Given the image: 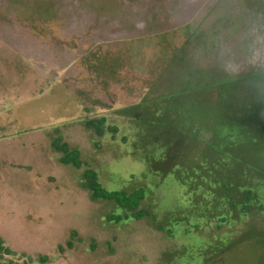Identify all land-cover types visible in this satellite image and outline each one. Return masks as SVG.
Returning a JSON list of instances; mask_svg holds the SVG:
<instances>
[{
  "label": "rangeland",
  "instance_id": "1",
  "mask_svg": "<svg viewBox=\"0 0 264 264\" xmlns=\"http://www.w3.org/2000/svg\"><path fill=\"white\" fill-rule=\"evenodd\" d=\"M179 48L197 67L230 74L264 68V0H0L5 258L26 264H264V199L241 218L232 206L221 228L217 212L202 203L217 200L201 183L205 172L218 168L216 161L227 162L219 170L228 182L212 184L215 193L234 189L249 173L256 146L248 136L234 135L221 151L217 142L201 139V131L182 129L194 124L168 102L161 107L170 111V134L161 137L169 142L162 147L168 162H160L151 139L140 138L135 118L147 112L136 106L142 86L159 60ZM255 78L246 81L255 83L248 100L264 102V77ZM102 114L116 132L98 135L84 125ZM57 136L79 150L80 169L60 161L62 153L51 145ZM84 168L94 169L108 189L142 187L141 206L156 218L109 220L120 209L90 198L81 186ZM259 168L246 183L264 197V163ZM191 180L197 188L188 186Z\"/></svg>",
  "mask_w": 264,
  "mask_h": 264
},
{
  "label": "trees",
  "instance_id": "2",
  "mask_svg": "<svg viewBox=\"0 0 264 264\" xmlns=\"http://www.w3.org/2000/svg\"><path fill=\"white\" fill-rule=\"evenodd\" d=\"M159 61L161 66H156L158 68L157 70L155 69L154 76L145 81L136 105L147 108L145 109L147 112H141L135 118L142 126L139 125L142 130L141 140L144 142L151 139L154 142V146L159 148L157 155L161 159L163 154H166L162 147L166 150L169 142H163L161 137L163 133L170 134L171 130H169V120H167L170 111L169 109L164 110L168 105H163L168 102L172 103L170 105L180 106L182 108L181 115L190 118L189 120H183L184 122L189 121L194 124L192 127H184L181 124L182 129L190 130L195 134L201 131V139L205 138V142H208V140L212 143L217 142L220 147H223L221 151L227 149L226 144L234 135L248 136L249 140H251L250 142L256 146L254 150L256 157L249 162L251 165L248 168L250 170L249 173L241 174L238 186L235 183L234 189H222L215 193L216 187H212V184L215 186L218 180L222 185L228 182V179L222 175L223 172L221 171L227 165V162L222 160L216 161L218 168L216 170L211 169V172H205V182L201 181L202 184L204 183L203 188L213 191L217 198V200L213 199L215 204L207 201L202 202L207 204L208 211L217 212V214L213 213V216L218 220L215 224L217 228H221L220 222L227 220L232 206L241 209L238 214L239 217L247 216V209L264 199L259 189L246 183L249 174L253 177L258 175L260 173L259 165L264 163V102L260 100L256 103L254 100H248L253 98L252 93L254 92L255 83L248 84L246 81H252L258 76L264 77V68L244 74H230L218 67H197L190 59L187 61L186 54L181 48L174 50L171 58L169 57L167 60L160 59ZM124 69L125 67L122 71ZM245 84L248 85L247 89L250 94L246 95L243 91ZM244 100L248 101L245 102ZM163 106L164 108H161ZM127 108L129 107L125 106L119 109ZM173 114L178 117L177 111H174ZM155 122H159L158 128H155ZM84 125L98 135L105 133V131H117L115 125L107 123V117L104 114L87 118L84 121ZM173 129L175 133L178 132L180 135L179 131H176L175 128ZM156 135H158L159 140L155 139ZM51 145L62 153L60 156L62 163L71 164L77 169L81 168L82 161L77 148H71L67 142L62 140L61 136L53 138ZM202 159L206 163L205 158ZM162 160H160L162 163L168 162ZM174 163L177 162L172 161L168 164L167 168H165L166 172L171 170L170 165ZM157 164L155 162L154 165ZM175 174H177L180 183L183 184L184 178L179 177L178 172ZM81 176V186L89 192L92 200L110 201L115 205V208L120 209L118 212L107 215L109 220L119 222L129 218L140 219L144 216L156 218L155 214H150L147 209L141 206V201L145 197V190L142 187L131 191L108 189L99 181L97 172L91 168L82 169ZM190 176L192 178V173ZM252 180L255 179L253 178ZM192 182L188 186L193 189L196 185L194 181ZM73 234L75 232L72 230L71 235ZM66 245L71 247L72 243L67 240ZM59 249L62 250L63 246L59 245ZM5 254H8V249L3 246V240L0 237V264H26L25 262L18 263L12 259L5 258ZM47 260V256H40L42 263Z\"/></svg>",
  "mask_w": 264,
  "mask_h": 264
}]
</instances>
